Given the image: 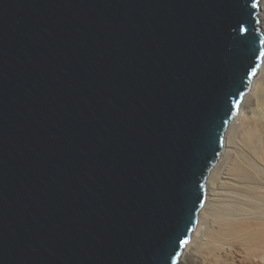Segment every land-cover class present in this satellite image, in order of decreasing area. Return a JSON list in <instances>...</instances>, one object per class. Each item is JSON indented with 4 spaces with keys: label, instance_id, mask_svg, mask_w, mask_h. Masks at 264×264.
<instances>
[{
    "label": "water",
    "instance_id": "1",
    "mask_svg": "<svg viewBox=\"0 0 264 264\" xmlns=\"http://www.w3.org/2000/svg\"><path fill=\"white\" fill-rule=\"evenodd\" d=\"M261 0H0V264H178L264 58Z\"/></svg>",
    "mask_w": 264,
    "mask_h": 264
},
{
    "label": "bare ground",
    "instance_id": "2",
    "mask_svg": "<svg viewBox=\"0 0 264 264\" xmlns=\"http://www.w3.org/2000/svg\"><path fill=\"white\" fill-rule=\"evenodd\" d=\"M260 9H264V0H261ZM260 21V26H264V15ZM262 64L259 70L260 76L254 79L251 91L240 106L238 117H235L234 124L231 123L226 133L223 149L210 175V178L212 175L213 177L212 179L208 177V186L214 188L213 200L208 203L206 198L207 204L204 203L205 208L203 209V205V210L201 209L202 212L199 213V225L195 228L197 230L193 235L191 234L192 239L189 244L187 243L178 264H216L220 259H228V255L234 250L238 251L239 248L247 261L264 264V254L260 255L264 252V186L260 190L253 189L257 195H261L256 197L253 196L249 184L252 176H261V181L264 180V169L258 165V158L253 155L252 150L248 155L244 152L246 137L254 132L251 131L253 129L249 131L244 127V120L249 119L245 117V107L250 95L255 93L258 97L257 93L261 92L259 86L264 84V63ZM257 99L260 98H256L255 102ZM259 129L257 131L260 135L257 131L254 135L257 138L256 142L261 138L264 139V135L261 136L263 132L261 133ZM251 138L249 137V140ZM248 145L253 147L250 143H247ZM202 255L205 257L203 258Z\"/></svg>",
    "mask_w": 264,
    "mask_h": 264
},
{
    "label": "rangeland",
    "instance_id": "3",
    "mask_svg": "<svg viewBox=\"0 0 264 264\" xmlns=\"http://www.w3.org/2000/svg\"><path fill=\"white\" fill-rule=\"evenodd\" d=\"M264 15V9H260V15H259V17L260 18H262V16ZM261 22V21H260ZM263 27V28H262ZM261 28H262V30H263V32H264V26H261ZM263 63H264V61H263ZM262 66H263V64H262ZM260 76V72H259V74H257L256 75V77H255V79H257L258 77ZM262 81H260V83H261ZM263 83H264V81H263ZM262 84V83H261ZM260 85V84H259ZM262 89V90H261ZM259 90L261 91V92H259V93H257V96L260 98L259 100L257 99V101L255 102V99L256 98H258V97H256V94L254 93L253 95H250L249 96V98H248V101H247V103H246V107H245V111H246V113H244L245 114V117H247V118H249V119H242V120H244L245 121V123H244V127L247 129V130H251V129H253V130H251V131H254L253 132V134H251V135H249V136H247L246 138H247V140H246V149H245V153L248 155V152L249 153H251V150H252V153H253V155L254 156H256V158H258L257 159V161H258V165L262 168V169H264V165H262V164H264V150H263V146H264V139H259V141H257L256 142V139L257 138H255L254 137V135H255V133H257L258 131V129H259V131L262 133L261 134V136L263 137V135H264V84H262V86L260 85L259 86ZM263 92V93H262ZM263 95H262V94ZM262 95V96H261ZM251 97V98H250ZM256 97V98H255ZM248 115V116H247ZM238 117V116H237ZM236 117V118H237ZM235 118V119H236ZM243 118V117H242ZM235 119H234V122H235ZM249 121V122H248ZM234 122L232 123V125L234 124ZM255 128H257V129H255ZM249 130V131H250ZM257 131V132H256ZM257 134H259V132L257 133ZM260 135V134H259ZM249 137H252L251 138V140H249ZM225 138H227V137H225ZM264 138V137H263ZM247 143L249 144L250 143V145H252L253 143H255V144H253L252 146L253 147H251V146H247ZM252 143V144H251ZM261 143H262V145H261ZM256 144H258V146L256 145ZM256 145V146H255ZM260 146V147H259ZM249 147V148H248ZM251 148H255V149H251ZM262 148V149H261ZM254 150V151H253ZM242 151V149L240 150V152ZM258 155H259V157H258ZM263 155V156H262ZM261 157V158H260ZM219 160H221V158L219 159ZM261 160V161H260ZM220 162V161H219ZM221 163V162H220ZM262 165V166H261ZM216 166V165H215ZM215 166H214V168H215ZM214 168H213V170H214ZM213 170L211 171V173L213 172ZM216 172V171H215ZM211 173H210V175H211ZM215 174V173H214ZM210 175H209V178H210ZM212 177H213V175L211 176V178L210 179H212ZM209 178H208V180H207V202L208 203H211L212 202V200H213V192H214V188H212V187H209L208 186V181H209ZM211 181V180H210ZM262 181H264L263 179H262ZM261 181V176H252V179H251V182L249 183L250 184V186L252 187V190L254 189L255 191L256 190H260V188L262 189V187L264 186L263 184H264V182H262ZM261 182V183H260ZM254 184V185H253ZM253 185V186H252ZM261 186V187H260ZM253 190V196H256V197H260L261 195H257V193H255V191ZM207 202L205 203V204H207ZM205 208V205H204V207H203V209ZM202 209V210H203ZM202 210H201V212H202ZM201 212H200V214H201ZM200 217V216H199ZM199 225V224H198ZM195 230H197V229H195ZM195 230L193 231V233H192V235L194 234V232H195ZM192 235H191V239H192ZM190 239V240H191ZM189 243H190V241H189ZM188 243V244H189ZM187 244V245H188ZM186 245V246H187ZM186 246H185V248H186ZM185 248H184V250H183V252H182V254H181V256H180V259H181V257L183 256V254H184V252H185ZM262 254H264V252L263 253H261L260 255H262ZM202 257L204 258L205 256L204 255H202ZM179 259V260H180ZM224 261V262H223ZM217 263L216 264H253V263H251L250 261H247V259H246V256L244 255V253L241 251V248H239L238 249V251H233L231 254H229L228 255V259H224V260H222V259H220V260H218V261H216ZM223 262V263H222Z\"/></svg>",
    "mask_w": 264,
    "mask_h": 264
}]
</instances>
